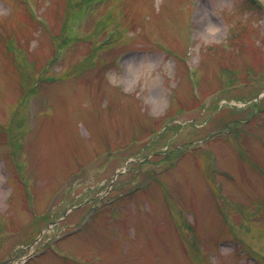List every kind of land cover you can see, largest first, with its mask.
<instances>
[{"label": "rangeland", "instance_id": "1", "mask_svg": "<svg viewBox=\"0 0 264 264\" xmlns=\"http://www.w3.org/2000/svg\"><path fill=\"white\" fill-rule=\"evenodd\" d=\"M35 249L264 264V0H0V264Z\"/></svg>", "mask_w": 264, "mask_h": 264}, {"label": "trees", "instance_id": "2", "mask_svg": "<svg viewBox=\"0 0 264 264\" xmlns=\"http://www.w3.org/2000/svg\"><path fill=\"white\" fill-rule=\"evenodd\" d=\"M253 1H256V0H253Z\"/></svg>", "mask_w": 264, "mask_h": 264}]
</instances>
